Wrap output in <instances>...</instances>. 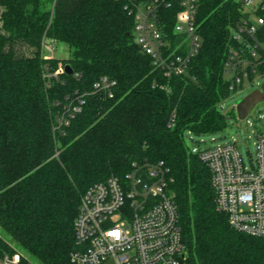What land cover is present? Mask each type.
Instances as JSON below:
<instances>
[{
  "label": "trees",
  "instance_id": "obj_1",
  "mask_svg": "<svg viewBox=\"0 0 264 264\" xmlns=\"http://www.w3.org/2000/svg\"><path fill=\"white\" fill-rule=\"evenodd\" d=\"M198 3L202 46L186 74L167 77L137 43L125 2L0 0V227L11 238L0 235L1 258L34 264L22 248L42 264H73L86 191L136 161H164L189 264H264V238L235 229L217 210L210 169L187 144L188 132L228 126L224 65L242 15L236 0ZM178 11L161 9L172 41ZM46 38L70 46L62 73L60 59L45 57ZM103 76L116 80L112 97L95 91ZM63 115L69 123L58 128Z\"/></svg>",
  "mask_w": 264,
  "mask_h": 264
},
{
  "label": "built area",
  "instance_id": "obj_2",
  "mask_svg": "<svg viewBox=\"0 0 264 264\" xmlns=\"http://www.w3.org/2000/svg\"><path fill=\"white\" fill-rule=\"evenodd\" d=\"M135 17V38L165 76L188 72L202 39L197 26L199 0H117ZM240 19L231 26L224 65L231 95L247 82L264 77V0H236ZM179 7L172 41L163 32L161 9ZM54 45L55 41L50 39ZM46 44V43H45ZM263 84V83H262ZM116 80L101 77L95 91L112 97ZM260 87V86H259ZM230 95V96H231ZM84 101L67 109L81 111ZM236 107V105H234ZM59 127L69 123L65 115ZM173 115L170 126H174ZM256 151L249 162L237 141L204 143L198 152L211 172L216 207L235 229L264 238V133L257 131ZM206 144V145H205ZM174 177L164 161L134 162L123 177L92 185L82 198L75 220L73 264H189L179 211L171 185ZM117 233L118 235H112ZM0 264H20V256L0 257Z\"/></svg>",
  "mask_w": 264,
  "mask_h": 264
},
{
  "label": "rangeland",
  "instance_id": "obj_3",
  "mask_svg": "<svg viewBox=\"0 0 264 264\" xmlns=\"http://www.w3.org/2000/svg\"><path fill=\"white\" fill-rule=\"evenodd\" d=\"M47 6H50V3H47ZM45 43V57L58 58L61 60L55 74L64 72L63 64L65 62L64 60H67L71 53L70 46L65 42H55L53 45L49 38L45 39ZM262 83H264V77L257 78L255 83L247 82L241 91L234 93L229 98L222 101V109L227 112V116L229 117L227 128L223 131L200 135L194 132H188L187 144L190 148L196 151L204 146L203 142L209 145H215L221 142L237 141V145L241 149L245 160L249 162L256 151L255 133L257 131L264 133V101L259 102L244 119L238 117L237 108L234 107V105H237L247 94L261 86ZM0 235L11 241V238L1 227ZM19 249V252L21 253L22 251L25 253L32 263L42 264L37 258L30 255L22 248Z\"/></svg>",
  "mask_w": 264,
  "mask_h": 264
},
{
  "label": "water",
  "instance_id": "obj_4",
  "mask_svg": "<svg viewBox=\"0 0 264 264\" xmlns=\"http://www.w3.org/2000/svg\"><path fill=\"white\" fill-rule=\"evenodd\" d=\"M65 70L68 73H73V68L70 65H67ZM262 101H264V83L252 90L236 105L238 117L240 119L246 118L252 109Z\"/></svg>",
  "mask_w": 264,
  "mask_h": 264
},
{
  "label": "snow or ice",
  "instance_id": "obj_5",
  "mask_svg": "<svg viewBox=\"0 0 264 264\" xmlns=\"http://www.w3.org/2000/svg\"><path fill=\"white\" fill-rule=\"evenodd\" d=\"M112 235H118L117 233H112Z\"/></svg>",
  "mask_w": 264,
  "mask_h": 264
}]
</instances>
